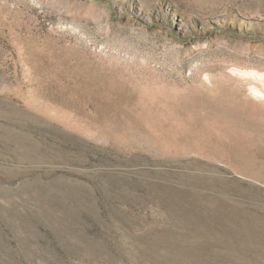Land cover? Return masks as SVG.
Listing matches in <instances>:
<instances>
[{"label": "rangeland", "instance_id": "374dc122", "mask_svg": "<svg viewBox=\"0 0 264 264\" xmlns=\"http://www.w3.org/2000/svg\"><path fill=\"white\" fill-rule=\"evenodd\" d=\"M0 264H264V0H0Z\"/></svg>", "mask_w": 264, "mask_h": 264}]
</instances>
